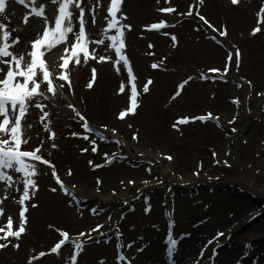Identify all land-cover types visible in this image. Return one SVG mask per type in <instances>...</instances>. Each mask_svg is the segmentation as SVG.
Returning a JSON list of instances; mask_svg holds the SVG:
<instances>
[{
    "label": "rangeland",
    "instance_id": "374dc122",
    "mask_svg": "<svg viewBox=\"0 0 264 264\" xmlns=\"http://www.w3.org/2000/svg\"><path fill=\"white\" fill-rule=\"evenodd\" d=\"M109 2L100 0V7L95 8L96 23L93 25L87 6L93 5L94 0H83L88 20L86 27L91 32L102 31L106 25L102 18ZM33 4L34 0H25L23 4L18 0H6V11L0 14V23L6 24L10 39L19 36L21 46L42 31L43 17L32 13ZM52 5L45 0L44 12L48 16L56 7ZM167 7L173 11L158 10ZM120 10L126 16L121 23L131 25L130 30L124 31L123 54L128 58L135 78L132 81L127 79L126 70L114 56V50L105 48L111 41L105 40L101 45L89 44L90 53L95 48L92 54L96 59L90 56L87 63L81 59L77 68L79 75L76 72V79L70 81L71 91L68 82L58 79L53 82L56 94L46 93L48 99H40L39 103L44 106L42 110L29 107L25 114L26 122L33 126L27 130L29 139L26 145H22V150H31L29 146L34 147L43 139L40 154L49 159L50 164L33 162L37 167L33 177L37 187L34 192L29 189L23 205L19 203L22 184H15V177L20 174L9 170L14 177L12 186L0 182V237L9 231V218L11 230L18 228L19 210L21 207L25 209V232L18 238L0 239V243L6 244L0 248V264H29V261L31 264H153L160 258L158 252L165 235L164 212L169 198L179 223L190 231L178 247L182 251L180 256L185 253L187 264H198L225 232L238 223L239 215H244L253 205L262 207L259 199L252 195L244 198L253 205L241 206L244 203L238 200V195H241L242 185L254 191H264V108H261L264 105V0H237L236 4L231 0H159V3L157 0H122ZM201 16L208 24L200 19ZM25 19L27 22L23 23ZM161 20L165 22L161 28L151 30L147 27ZM201 27L217 34L223 31L222 39L230 47L231 54L208 40ZM173 35L175 41L172 40ZM57 47L46 52L44 57L51 56ZM101 55L109 59L99 61ZM229 57L228 71L225 72L223 69ZM153 63L156 68L151 67ZM92 68H95L94 78ZM201 74L227 77L233 74L241 83L234 86L210 77L202 79ZM149 78V90L143 92V83ZM89 81L92 82L91 87L87 86ZM61 84L63 88L59 87ZM121 84L123 91H119ZM44 87L41 84L42 91ZM133 87L137 91L138 103L134 111L128 113L126 108L132 106ZM44 111L49 116L40 121L38 117ZM76 111L93 126L114 133L123 144L170 156V163L159 167L152 162L146 166L145 162L152 159L141 158L136 169L117 162L98 169L96 165L105 161L103 155L117 154L118 148L88 133L83 126L84 119L75 116ZM120 111H125L123 117L119 116ZM209 113L232 131L227 134L231 147H228L226 133L216 125L192 121V117ZM47 121L55 133L51 141L49 133L42 129V123ZM73 132L79 135H70ZM133 133L136 139H133ZM90 141H94V145ZM51 143L57 147L51 148ZM93 146L96 147L95 152L91 150ZM57 178L60 183H57ZM202 178L212 179V194H205L208 191L205 188V193L186 195L206 185L200 184L192 185L184 196L171 197L172 190L166 187L197 184ZM152 180L155 183L148 184ZM228 187H239L233 191L235 196L225 190ZM52 188L56 190L52 191ZM65 188L74 189L85 198L93 197L95 203L84 204L80 200L84 208L79 209ZM135 195L148 201L144 203L139 199L131 211L122 215L120 212L128 210V200L131 197L137 200ZM107 196L124 200L123 208L118 211L113 206L105 209L99 201ZM222 204L228 207L224 216H218L223 217L222 220L216 216L212 220L211 214L217 215ZM191 214L201 217L198 220L194 217L188 224L185 223L189 219L180 220L189 218ZM241 227L234 230L233 237L227 240L231 246L222 251L229 247L239 249L227 258L226 264H231L239 253L243 257L247 255L243 252L244 245L253 228ZM61 232L68 233L67 239L61 236ZM81 232L83 236L79 235ZM106 233L110 234L109 240L93 241ZM255 233L254 230L251 236ZM91 237L94 238L89 239ZM60 240L65 242L57 253L50 252ZM13 243L18 247L13 248ZM77 243L80 248L76 247ZM193 245L196 246L194 253L191 250ZM41 252L45 254L41 256ZM256 253L253 258L264 260V238L260 240ZM72 255L76 256L75 262L70 259Z\"/></svg>",
    "mask_w": 264,
    "mask_h": 264
},
{
    "label": "snow or ice",
    "instance_id": "6c2138e0",
    "mask_svg": "<svg viewBox=\"0 0 264 264\" xmlns=\"http://www.w3.org/2000/svg\"><path fill=\"white\" fill-rule=\"evenodd\" d=\"M25 0H18V3L23 4ZM50 3L55 5V9L51 16H48L44 12L45 0H34L32 7V13L38 17H43L42 19V31L37 34L36 38L27 41L23 46L20 45V37L12 36L10 39V31L6 30L7 26L5 23H0V182H4L7 186H12L14 177L9 173H19L20 175L15 177V184H22V194L19 198L20 205L24 204L25 199L29 195V189L31 188L34 192L37 185L33 179L36 174L37 167L33 162H42L44 165H49L50 160L44 158L40 154V149L44 143L43 139L36 146H29L31 150H22V145H26L29 137L26 135L27 130L32 128V123L26 122V112L29 107H35L38 109H43V105L39 103L40 99H48L46 93L56 94V89L53 84V76L56 74L57 69L63 70L69 66V61H72L73 66L83 62L87 63L90 56L93 59L96 57L92 54L95 52L93 48L92 53L89 51V44L101 45L105 40L111 41L110 44H106L105 48H110L114 50V56L119 59L122 63L123 68L127 69L128 76L127 79L132 80V70L129 67V60L123 54V49L125 48L124 31L130 30L131 25L127 23H121V21L126 19V16L121 12L122 0H110V2L105 6L106 15L102 18L106 25L103 27L102 31L91 32L87 27L88 20L85 16V4L83 0H49ZM167 2V0H165ZM159 3V0H157ZM231 3L236 4L237 0H231ZM88 7V17H90L91 24L95 25V8L100 7V0H94V4ZM163 12H172L171 7L158 9ZM6 11V0H0V14H4ZM7 20V16H4ZM204 20V17H200ZM75 21V23H74ZM26 23L25 19L22 21ZM164 21L161 20L159 23H152L147 27L151 29H158L164 25ZM205 24H208L204 20ZM211 28V25H208ZM12 31H15L13 29ZM256 31V29H253ZM112 32V34H108ZM225 33L220 32L223 36ZM95 37V38H94ZM172 40L175 41V36H172ZM60 46L62 54L59 60L62 61L58 64H53L51 67L48 65L44 54L49 52L51 49ZM15 46V47H13ZM151 47V45H149ZM67 54V55H65ZM237 63L239 53L236 52ZM107 56H99L98 60H107ZM227 59L224 67V71H228ZM151 67L156 68L157 65L153 63ZM120 71V69H117ZM210 71H217L211 69ZM93 78L95 77V68L91 69ZM58 78L61 81L68 82L69 91H71V83L69 75L64 71H59ZM200 78H205L201 74ZM191 79V77H188ZM187 83V81H183ZM41 84H44V90H41ZM149 84H151V79L149 78L145 83H143V92L149 90ZM88 87L92 86V82L89 81ZM63 88L64 85H59ZM179 88V86H178ZM124 87L121 84L119 91H123ZM259 94V93H258ZM137 91L135 87L132 88L131 92V107H127L126 111L131 113L137 106L138 101L136 100ZM238 102V101H237ZM70 108L71 104L68 105ZM125 111H120L119 116L123 117ZM211 116V114H208ZM49 116L47 111H44L41 116L38 117L40 121H45ZM75 116L80 120L84 117L79 111L75 112ZM185 120L188 118L185 117ZM192 119H199L204 121L205 116L192 117ZM235 119V117H233ZM175 127V125H173ZM42 129L49 133L48 139L51 141L55 133L50 129V121L42 123ZM94 131V130H93ZM112 131H115L114 129ZM235 131V129H233ZM70 135L76 136L78 133H70ZM100 139H105L103 134H99ZM87 139V136L84 137ZM133 139H136L135 133H133ZM93 143L94 141H90ZM51 148H56L55 143L50 144ZM86 149H81L85 151ZM93 152L96 151V147L93 146L91 149ZM213 155H215L213 153ZM107 156V154H105ZM171 159L170 156L166 157ZM111 159V157H109ZM107 162V161H106ZM91 164L92 162L89 161ZM226 163V162H225ZM99 165H96L98 167ZM70 174V170H69ZM52 175L55 177V169H52ZM97 184L100 183L99 178H97ZM57 183H60L57 178ZM123 183V182H122ZM128 183H132L129 181ZM63 188V185L61 184ZM55 191V188L51 189ZM35 206V205H32ZM147 211V209H145ZM25 209L23 207L19 210V226L16 230H11V218L7 220L9 226V231L5 232L3 237L0 239H7V237L18 238L21 233L25 232ZM51 227V226H49ZM99 227V225H97ZM57 231H60L59 229ZM61 236L65 239L68 237L67 232H61ZM83 236L84 233L79 234ZM186 235V234H182ZM217 235H222L217 233ZM65 240H60L53 247H51L50 252L57 253V250ZM177 241L169 236V244L175 246ZM5 243H0V248H4ZM130 246V245H129ZM13 248L18 247V244L13 243ZM77 248H80L79 243L76 244ZM140 249H137L139 251ZM171 251V248L169 249ZM215 249H213V253ZM45 253L41 252L40 255L43 256ZM70 259L75 262L76 256L72 255ZM124 259V257H121ZM31 264V261H29ZM102 264V262H101ZM239 264V262H237Z\"/></svg>",
    "mask_w": 264,
    "mask_h": 264
},
{
    "label": "bare ground",
    "instance_id": "6f19581e",
    "mask_svg": "<svg viewBox=\"0 0 264 264\" xmlns=\"http://www.w3.org/2000/svg\"><path fill=\"white\" fill-rule=\"evenodd\" d=\"M52 7H53V5H52ZM53 9H55V7L53 8ZM62 54V51H61V49H60V46L58 45V47H57V49L54 51V53L51 55V56H49V57H44L45 59H46V61H47V63H48V65L51 67L53 64H58V63H60V62H62V61H60L59 60V57H60V55ZM65 55H67V54H65ZM80 66V63L79 64H76V65H74L73 66V64H72V61H69V66L66 68V69H63V70H60V69H57V71H56V74H54V76H53V82H55V81H57L59 78H58V73H59V71H64L67 75H69V78H70V81H74L75 79H76V72L78 73V75H79V72H78V70H77V68ZM126 147H125V149L127 150V151H130V147L128 146V145H125ZM135 150V152H137V153H139V152H143V151H139V150H137V149H134ZM146 154H148V156L151 154V153H146ZM163 159H164V157H159L158 158V160H159V163H163L162 161H163ZM263 193H264V191H263ZM102 202L103 203H110V202H112L114 199L113 198H111V197H109V196H107V197H105V198H102ZM121 207V206H120ZM224 216V215H223ZM250 217V216H249ZM249 217H247V216H243V215H241V218H240V216H239V219L236 221V222H238V223H236V225H234L233 227H231L229 230H228V232L225 234V236H228L229 235V231H232V230H237V228L239 227V226H241V225H243V226H247V225H249V223H251L250 221H249ZM222 218L223 217H219V220H222ZM226 218V217H225ZM212 220H215V218H212ZM218 220V219H217ZM221 222V221H220ZM264 222V220H262V221H254V223L255 224H253L254 226L252 227L253 228V230H251L250 231V234H248L249 235V238H248V243H247V248H246V251H249V250H251V247H252V249H253V251H252V254L254 255V254H257L256 253V248H257V246H256V244H258V243H260V241L259 242H255V244H254V246L252 245L253 243H251V242H253L254 240H252L253 238H255V237H259V233L260 232H263L264 231V224H261V223H263ZM224 223V222H223ZM229 223V222H228ZM261 224V225H260ZM252 226V225H251ZM254 230L256 231V233L255 234H253V237L251 236L252 235V232H254ZM227 248V247H226ZM223 249V248H222ZM191 250L193 251L192 253H194L195 251H196V246H194L193 245V247L191 248ZM237 250H239V249H237V247H229V249H227L225 252H224V254L222 255V257H220V258H218L217 260H214V264H226V262H227V258L229 259V257L230 256H233L236 252H238ZM229 253H232V254H229ZM226 254V255H225ZM239 258H241V257H239ZM238 260V259H237ZM237 260L236 261H234L232 264H235V262H237ZM193 261H197V259L196 258H194L193 257ZM211 261V260H210ZM263 259H261L260 260V263L261 264H263ZM155 262H153V264H154ZM182 263H184V264H187V262H182Z\"/></svg>",
    "mask_w": 264,
    "mask_h": 264
}]
</instances>
